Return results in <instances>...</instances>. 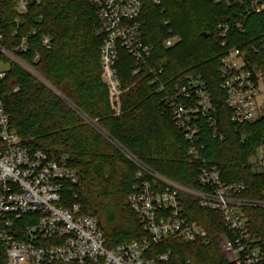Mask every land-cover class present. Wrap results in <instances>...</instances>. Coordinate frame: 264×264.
<instances>
[{
	"label": "trees",
	"instance_id": "1",
	"mask_svg": "<svg viewBox=\"0 0 264 264\" xmlns=\"http://www.w3.org/2000/svg\"><path fill=\"white\" fill-rule=\"evenodd\" d=\"M142 2V36L152 46V56L140 72L134 73L135 59L120 47L117 68L122 86H133L122 95L119 115L102 80L101 23L89 0H40L31 4L27 18L34 25L37 17V35L31 37L30 49L22 57L50 86L14 63L0 84L11 126L23 144L69 157L78 180L65 183L63 203L68 207L79 204L82 215L96 217L111 247L149 237L128 202L138 168L117 155L105 136L80 113L124 149L176 182L202 189L197 177L205 162L215 165L226 183L244 182L247 189L241 194L243 198L264 200V171L248 162L264 143V115L253 122L233 123L218 72L221 58L230 48L246 52L249 64L264 71V10L249 11L240 0ZM165 19L170 20L169 25L164 24ZM226 23L230 30L222 38L220 27ZM169 28L181 40L166 48L163 40ZM43 34L52 38L50 49L41 44ZM153 70L162 72L160 82L167 87L184 82L192 74L207 81L225 138L220 141L203 129V160L189 162V142L165 106L164 92L153 83ZM122 162L129 163L127 169ZM184 203L189 219L208 230L210 244L170 236L151 245L149 255L171 250L169 261L156 264H186L187 259L194 264H231L218 239L226 231L220 213L202 209L189 195L184 196ZM246 212L251 231L264 239V208L249 207ZM6 258L0 242V264H5Z\"/></svg>",
	"mask_w": 264,
	"mask_h": 264
},
{
	"label": "built area",
	"instance_id": "2",
	"mask_svg": "<svg viewBox=\"0 0 264 264\" xmlns=\"http://www.w3.org/2000/svg\"><path fill=\"white\" fill-rule=\"evenodd\" d=\"M38 1L0 0V65L5 66L0 69V84L13 63L44 80L22 57L30 49L31 37L37 35V17L33 25L27 14L31 4ZM89 1L96 8L101 23L102 80L108 88L112 108L118 112L124 94L117 68L120 47L135 59L134 73L140 72L152 56V46L142 36L143 2ZM154 2L159 4L160 0ZM240 3L249 11L264 10V0H240ZM164 24L169 25L170 20L165 19ZM229 30L228 23L221 25L220 37H226ZM167 33L163 44L169 48L178 40L171 28ZM41 44L50 49L52 38L43 34ZM225 44L223 41L222 45ZM36 59H39L38 54ZM153 72V83H158L160 91L164 92L165 106L189 142V162L203 160V129L220 141L225 138L207 81L201 75L192 74L186 76L184 82L167 87L160 82L162 72ZM218 72L231 121L236 124L255 121L257 98L264 90V71L249 64L246 52L230 48L221 58ZM18 89L16 87L15 91ZM125 152L138 168L128 202L149 237L111 247L96 217L82 215L79 204L68 207L63 203L65 183L78 180V172L70 165L69 157L24 145L11 126L0 88V242L6 249L5 264L167 262L171 250L150 256L151 245L162 243L170 236L202 245L211 242L208 230L187 216L186 195L196 198L202 209L220 213L226 231L220 233L218 239L231 264H264V239L251 231L246 212L249 207H264V200L243 198L241 194L247 189L244 182L226 183L215 165L204 162L197 177L202 189L190 188L157 172L129 151ZM256 167L264 171V153ZM186 264L194 263L187 259Z\"/></svg>",
	"mask_w": 264,
	"mask_h": 264
},
{
	"label": "rangeland",
	"instance_id": "3",
	"mask_svg": "<svg viewBox=\"0 0 264 264\" xmlns=\"http://www.w3.org/2000/svg\"><path fill=\"white\" fill-rule=\"evenodd\" d=\"M176 37H177V40H178V42L181 40V37H180V35L178 34V35H176ZM177 42V43H178ZM101 57V56H100ZM3 68H5V66L4 65H0V69H3ZM43 83H45L46 85L48 84L45 80H41ZM49 85V84H48ZM50 86V85H49ZM133 85H129V86H126V88H124V94H125V92L127 91V90H129L131 87H132ZM55 92H57L56 90H55ZM58 93V92H57ZM123 94V95H124ZM256 106H257V116L258 117H260V116H262V115H264V90H263V92L258 96V98H257V104H256ZM115 112V114L116 115H119L120 113H122V98H121V109H120V111H114ZM81 115H82V117L85 119V121L86 122H88V123H90L91 125H93L94 127H96L97 129H98V131H100L104 136H105V138L108 140V142L118 151L117 153V155H123V157L125 158V159H128L129 161H132L130 158H129V156L126 154V149H124L123 148V146H121L115 139H113L111 136H109L105 131H103L98 125H97V123L96 122H92V120L88 117V116H86V115H84L83 113H80ZM263 153H264V145L263 146H259L257 149H256V152H255V154H253L252 156H250V158H249V160H248V162L251 164V165H253V167L255 168V169H259V168H257L256 167V164H257V162H258V160H260L261 158H262V156H263ZM133 162V161H132ZM125 163H127V165L126 164H124V162H122V164H124V168H126L127 169V167H128V165H129V163L128 162H125ZM126 166V167H125ZM117 177H119V176H117ZM261 208H264V207H261Z\"/></svg>",
	"mask_w": 264,
	"mask_h": 264
}]
</instances>
